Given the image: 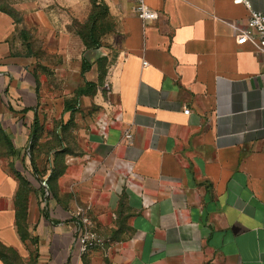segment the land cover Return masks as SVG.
<instances>
[{"label":"crops","instance_id":"crops-1","mask_svg":"<svg viewBox=\"0 0 264 264\" xmlns=\"http://www.w3.org/2000/svg\"><path fill=\"white\" fill-rule=\"evenodd\" d=\"M78 1L0 0V128L14 150L1 133L0 247L36 264H264V52L236 43L242 4L145 0L157 18L142 21L133 0H102L118 30L108 96L77 152L36 151L51 160L43 181L23 165L38 47L69 45ZM80 54L90 67L104 53ZM84 216L106 243L80 254Z\"/></svg>","mask_w":264,"mask_h":264},{"label":"rangeland","instance_id":"rangeland-1","mask_svg":"<svg viewBox=\"0 0 264 264\" xmlns=\"http://www.w3.org/2000/svg\"><path fill=\"white\" fill-rule=\"evenodd\" d=\"M69 26L73 38L67 47H38L41 51L40 61L35 67L38 73V103L35 112L39 121L38 139L26 145L28 155L26 162L23 161V165L30 168V154H39L36 151L44 152L52 144L58 149L64 146L65 149L77 152L79 129L86 119L92 118L99 111L98 101L108 96L109 85L106 76L115 60V41L118 33L108 6L102 0H79L72 10ZM89 45L94 46L88 48ZM99 47H102L104 54L93 55L89 69L82 74L80 52ZM88 82L91 85H88ZM79 87L87 91L77 98ZM50 133L53 140L49 138L52 141L46 142V134ZM34 159L40 176L39 181H43L46 174V158ZM0 254L6 256L8 264H36L32 257L22 258L11 247L1 246Z\"/></svg>","mask_w":264,"mask_h":264},{"label":"built area","instance_id":"built-area-1","mask_svg":"<svg viewBox=\"0 0 264 264\" xmlns=\"http://www.w3.org/2000/svg\"><path fill=\"white\" fill-rule=\"evenodd\" d=\"M234 3L244 5L248 10L247 26L238 29L236 34V43L241 45L250 43L258 52H264V11L256 10L252 6L251 0H232ZM134 10L138 18L142 21L154 20L157 18V12L151 9L145 0H133ZM146 62H143L145 65ZM184 113H188L189 109L184 108ZM106 121H101L99 126L103 130L106 126ZM124 137L130 141L132 134L125 133ZM78 251L84 254L92 247L105 246L106 239L100 235L93 227L92 221L88 216H84L81 225L77 230Z\"/></svg>","mask_w":264,"mask_h":264},{"label":"trees","instance_id":"trees-1","mask_svg":"<svg viewBox=\"0 0 264 264\" xmlns=\"http://www.w3.org/2000/svg\"><path fill=\"white\" fill-rule=\"evenodd\" d=\"M94 45H89L88 46V48L90 47H93ZM89 68V64L86 62V61H84V63H82V68H81V70H82V72H84L85 70H87ZM88 85H91V83L90 82H88ZM86 91H87V89H85V88H83V87H79L78 89H77V97H79L80 95H82V94H85L86 93ZM68 110H70V109H68ZM38 127H39V123H38V119H37V116L34 114V117H33V123H32V125H31V127H30V134H32V142L33 141H35V140H37L38 139V134H37V131H38ZM2 133V135L6 138V142H7V145H8V147H9V149L13 152L14 150H13V147H12V143H11V141L8 139V137L5 135V133L2 131V129L0 128V134ZM30 157H31V159H32V162H31V165H32V168H33V170L35 171V173H36V176H37V179H39L40 178V176H39V174H38V168L35 166V154H34V152L33 153H31L30 154ZM37 158V157H36ZM51 167V160H50V158H46V160H45V169L47 170L48 168H50ZM49 170V169H48ZM18 172V171H17ZM46 173V172H45ZM18 174L20 175V176H22V178L24 179V181H26V178H25V176H23V175H21V173H19L18 172ZM45 175V174H44ZM48 180H49V178L48 179H45V181H46V183H48ZM49 184V183H48Z\"/></svg>","mask_w":264,"mask_h":264}]
</instances>
